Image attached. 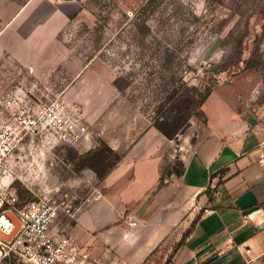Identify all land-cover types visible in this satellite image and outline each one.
<instances>
[{
  "label": "rangeland",
  "instance_id": "obj_1",
  "mask_svg": "<svg viewBox=\"0 0 264 264\" xmlns=\"http://www.w3.org/2000/svg\"><path fill=\"white\" fill-rule=\"evenodd\" d=\"M146 1L0 0L1 192L14 189L20 206L66 200L75 216L62 210L56 226L99 264H140L132 239L108 231L114 225L103 240L77 221L102 198L105 177L130 147L170 118L167 88L186 93L222 73L212 94L264 124V0H162L155 8ZM52 106L85 129L77 145L39 121ZM204 121L193 118L172 140L165 172H182V139L202 132ZM129 219L119 223L132 228ZM0 237L11 238L1 230Z\"/></svg>",
  "mask_w": 264,
  "mask_h": 264
},
{
  "label": "crops",
  "instance_id": "obj_2",
  "mask_svg": "<svg viewBox=\"0 0 264 264\" xmlns=\"http://www.w3.org/2000/svg\"><path fill=\"white\" fill-rule=\"evenodd\" d=\"M204 112L202 132L185 136L178 149L181 176H164L174 141L149 128L105 177L104 195L77 226L109 240L102 230L114 225L108 231L132 239L140 264L157 252L161 264L173 254L171 264H264V124L216 94ZM125 215L139 225L120 224Z\"/></svg>",
  "mask_w": 264,
  "mask_h": 264
},
{
  "label": "built area",
  "instance_id": "obj_3",
  "mask_svg": "<svg viewBox=\"0 0 264 264\" xmlns=\"http://www.w3.org/2000/svg\"><path fill=\"white\" fill-rule=\"evenodd\" d=\"M40 120H45L43 125L51 135L68 145H77L85 133V129L77 126L70 115L55 106L43 112ZM36 124L38 120L33 122V125ZM4 143L3 137H0V162L5 153L1 148ZM1 190L0 209H6L0 220L6 215L8 221L6 225H0V230L11 238L0 237V264H99L92 250L56 226L62 210L75 216L66 200L59 203L54 197L46 196L20 206V198L14 189ZM69 196L65 195L66 198ZM128 225L135 228L139 224L130 218Z\"/></svg>",
  "mask_w": 264,
  "mask_h": 264
},
{
  "label": "trees",
  "instance_id": "obj_4",
  "mask_svg": "<svg viewBox=\"0 0 264 264\" xmlns=\"http://www.w3.org/2000/svg\"><path fill=\"white\" fill-rule=\"evenodd\" d=\"M162 0H147L144 7L155 8ZM222 73H218L213 77V80L206 81L202 80L201 84L198 85L196 89L191 88L187 85L186 93L180 91L175 85L167 88V101L170 105V118H161L160 123L155 124V128L158 129L167 139L174 140L180 133L184 132L188 127H191V121L193 118L204 119V124H206V115L204 112V106L207 103L209 97L213 91V85L220 83V77ZM163 81L166 79L161 77ZM213 82V83H212ZM168 84H170L168 82ZM181 92V93H180ZM163 103V108L166 105ZM184 173V165L182 172L177 173L181 176ZM173 173L164 171V176L172 175ZM197 220L192 224L191 228L187 230L182 241L176 246L174 253L185 244L186 239L191 234L192 230L197 224ZM158 252L154 253L150 258L147 259L146 264H160V261L164 259V255L157 257ZM174 255V254H173ZM167 258L164 264L172 263V256Z\"/></svg>",
  "mask_w": 264,
  "mask_h": 264
},
{
  "label": "bare ground",
  "instance_id": "obj_5",
  "mask_svg": "<svg viewBox=\"0 0 264 264\" xmlns=\"http://www.w3.org/2000/svg\"><path fill=\"white\" fill-rule=\"evenodd\" d=\"M0 206H1V201H0ZM10 216V215H9ZM14 220V219H13ZM7 221H8V219L5 217V216H3L2 217V219L0 220V225H6L7 224ZM15 221V220H14ZM16 223H17V221H15ZM18 225V224H17Z\"/></svg>",
  "mask_w": 264,
  "mask_h": 264
}]
</instances>
